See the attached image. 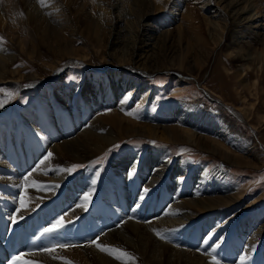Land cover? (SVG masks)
Masks as SVG:
<instances>
[{"label":"rangeland","instance_id":"374dc122","mask_svg":"<svg viewBox=\"0 0 264 264\" xmlns=\"http://www.w3.org/2000/svg\"><path fill=\"white\" fill-rule=\"evenodd\" d=\"M149 1L152 6H148L149 8H140L135 0H0V80H3L0 82V88L2 89H0V152L11 149L13 146L12 143L15 144L13 140L14 134L21 144H23L26 134L29 135L28 137L26 136L28 139L33 137L32 139L36 138V143L39 141L42 142L41 139L46 138L43 134L44 131L47 130L45 126L46 121L51 122V120H53V123H51L48 128L51 132L50 128L55 126L54 123L57 119L67 116V118H69L71 114L70 111H64V109L66 106L69 107V103L73 100V95L77 94L79 92L78 90L86 84L87 86L91 84V81L97 79L100 75L102 77H107L113 73L114 77H111V80L114 81V85H111L109 81L110 87L117 90V87L123 85L122 88H125V80H123V78H127L128 82L126 83L129 85L126 87V90H124V93L135 96L133 98L134 100L132 103H134V106L132 108L139 113L137 114V119L143 122H148L149 119L146 117L147 115L150 117H155V115L160 116L163 112V107L172 103H190L194 105L196 103L199 106L201 105L203 108L202 113L205 114L210 111L215 113L219 110L223 116L222 120L231 123V126L242 134V141L245 143L247 142V146H245V144L242 145V147L246 148V152L235 146L232 147L233 152L239 155H246L247 164H237L233 160H224L215 152H209L194 145L192 143L194 142L193 139H189L191 142L188 140L189 142L182 141V143L165 142L164 140L143 135H125V137L121 139V143H114L110 145V147L101 150V154L98 152L92 155L93 157L90 156L91 158L79 157L80 154H75L74 159L69 158L68 154L72 150V144H66L68 150L65 152L58 150L52 152L44 151L43 158L45 159V157H48L50 160L53 159L56 162H60L63 167V172H68L70 175L78 170L81 171L77 172V175L87 172L88 178L92 181H97V183H95L96 185H93L97 186L102 184V190L97 194L95 203L96 212L92 213L87 220V223L91 224L89 225L93 227V230L89 227L90 231H86L85 226L80 228H74V226L71 227L70 225V227L66 226L70 221L76 223L73 221V217L83 215V213L92 208L89 206L83 213H78L77 216L75 215L69 218L70 221H67L68 219L63 217L61 222L64 226L60 228L62 229L60 232H63L65 237L63 240H60L61 244L59 242L57 247L55 241H53V236L49 233H42L40 235V245L44 246V241L51 242V245L43 248V252L46 251L45 249H50L52 246L53 248H51V250L53 251L71 248L69 256L66 255L71 264H92L93 261H89L86 255L81 253L75 255L72 251L73 248L76 250L79 246H84L83 244L87 243L84 242L85 235L94 240L98 238L97 243H100L102 241L99 240L100 235L112 227L121 226L122 222L126 220V217L135 218V214L138 220L147 218L150 220V218L160 217L161 215H158L155 211L157 212L161 209L163 211L167 210V207H169V196H177V194H175L177 191L173 193L169 191V188L171 187L172 190H174V186H176L177 183L173 185L172 182L169 184L170 187H168L166 180H164V183H161L162 186L160 185V188L154 187L151 194L148 193V190L145 192L143 187L145 185L142 182L139 183L138 181L136 182V180H132L135 178L132 176H135V173H132L129 177L126 176V178L128 177L130 183H134L132 187L133 190L131 189L133 198L124 206V209H122L120 205L109 204L114 197L113 194H116L115 191L113 192L111 189L112 193L109 194V196L105 195L107 193H105L103 186L107 187L105 186L106 183L108 186H111L118 182L116 181L118 176H114L113 174L112 176L114 179L111 181L112 184L106 182V180L111 173H114L113 165L121 160V158L117 156L119 153H128V157L124 158L127 160L125 161L126 169L122 171L128 174L130 165L136 160V157L141 161L148 153L153 152V149H162L165 153L163 154L164 160H167L171 168L173 166V168H176V171L173 173L174 177L182 175L181 173L179 174V172H183L184 166H186L187 170H195L190 178L191 180L187 182V185L192 188H197L198 186L196 185H198V182L196 178L200 174L205 176L208 172L212 174V169H218L222 175L219 177L222 179L221 182H217L216 180L213 186H219L220 184V186L223 185L226 188L225 191L213 190L210 192L211 194H209L220 196L218 200H212L218 203L216 204L218 208L211 211L212 215H210L214 217V224L212 222L208 224L209 221L207 222V219L210 216H208L201 203H184L177 208L188 214L192 212L195 214L197 213L198 219L197 222L190 227H185L183 229L175 227V230L179 234L177 235L176 231H174L179 239L177 238L178 241L173 242L184 246L188 244L190 247L195 244V246H193L194 249H196L195 247L196 245L198 246V244L203 245L200 246L201 248L207 247V252L205 251L204 253V255L210 257L207 264H216L217 261L219 264H241V261H243V264H264V241L263 244L258 246L259 248H252L253 250H248L243 245L244 241L247 242V240H249V233L253 232L251 229L256 231V234L257 232L259 234H264V101L257 103L258 98L254 100V97L250 98L248 93L245 97V103L240 101L243 98L238 91L240 88L238 85L239 79L230 75V72H235L239 66L236 65L237 63L228 57L229 55L227 54L228 50H230L227 48L229 40L231 39L235 43L236 41L234 40H236L237 34L235 35L232 31L229 33L231 23L226 22L224 24L225 20L220 16L223 9L225 13L229 11L230 14H233L235 11L234 9L238 7V10H241L240 13H242L239 17L240 20H238L239 23H242L240 25L250 26V30L246 29L247 35L252 36L254 29L258 27L259 29L256 31L257 36L258 38H262L264 37V0H254L255 4L253 9H250L251 6H249V9L246 8V6L244 9L240 7L244 5V2H241L242 0H174L178 6V9L175 10L176 14L173 12V14H171V12L169 13V8L163 7L164 5L162 4L165 2L168 4L170 2L168 0H165V2L164 0H158L161 1L160 3L164 2L162 4L157 2L161 6L158 9L154 7L157 5L154 3L156 0L152 2L151 0ZM230 8H234L233 11H230ZM142 9L145 12L148 11V9L152 10V17L149 19L152 22L150 29L151 34L146 33L145 35H140L141 37L137 41V51L142 53V55H146L143 58L144 61H142L147 64H152L154 61L151 59L150 61L146 60L150 53L155 55L156 51L161 52L163 57H165L164 62L161 64H157L156 62L157 66H155L160 69H144L142 64L140 65L134 60L128 61L127 59L128 62L123 61L125 64L122 62L121 65H119L118 62L120 61L119 56L122 53L121 47L125 45L131 47L133 44V38L131 39L130 37L132 32L135 33V31L139 29L140 23H145L140 20L141 16H139L140 12L143 11ZM256 9L258 13H252L256 11ZM248 13L250 16H248ZM243 15H247L249 19H241ZM212 20L218 22L216 30L212 27ZM260 22L261 25L258 24ZM221 26H223L222 30ZM178 27L180 28V32L177 34ZM239 27L240 26H236L234 28L236 29ZM93 29H95L98 34L93 35ZM117 29H120L119 37L122 36L119 40L121 41L123 39V42L121 41L111 49L110 42L113 31ZM125 29L129 32L131 31V33L125 35ZM220 30L223 36L218 42L216 38H218L217 33L220 32ZM90 32L92 34L91 36ZM165 34L170 35V38L166 39L167 42L165 41L163 46L155 45L153 48L154 43H147L152 40L155 42L158 40L162 41L163 37L166 36ZM152 35H154L155 38L152 39ZM202 38L208 41L206 45L201 47L199 43ZM250 38L251 37H239L238 39L246 41V39L250 40ZM193 44H197L194 49H192ZM159 45H161V43H159ZM250 45L251 49H261L256 41L253 43L251 42ZM195 49L201 50L203 53V58L200 60L202 66L199 68L194 65L192 61ZM187 52L188 57L184 60V64L187 67L193 66L191 69L193 71L192 73L185 69L178 68L177 66L173 68L168 67L167 64L174 62L180 54L184 55ZM190 54L192 55L190 56ZM252 66L253 65H251V67ZM227 68L230 72L226 70ZM57 70H61L60 73L54 74ZM33 76H35V78L30 81L29 77ZM258 76L261 77L262 75L252 70L246 78V81L252 83L255 78L258 79ZM9 78L15 80L16 84H19L21 87L15 99L13 98L14 91L11 90L15 83L13 80L9 82V80H7ZM180 81L183 86L177 88ZM55 82L61 86L60 88L57 87L58 89H56V91L52 86V83ZM6 83H9L10 86ZM131 85L132 88H129ZM91 87L92 85L90 88ZM61 88H65V90L69 88L73 91L69 97H62V100H64L63 103H61L62 100L60 97H54L52 99V95L56 94L57 91L58 93L63 91ZM147 88H149L150 91L147 92ZM133 89L135 93H131ZM48 92L51 94H47ZM220 94L223 98L225 97V99H222ZM40 95H45V97L49 98L48 103L44 104L45 109H47L45 111ZM112 101L110 106L118 103L117 99H112ZM253 101H255L254 104L256 108H253L251 112L246 114L240 110L235 112V108L247 107V104L253 103ZM90 103L88 104L87 97L81 95L76 101L71 103V108L73 109H70L76 112L77 117L80 114L82 115V125L87 127L90 126L88 124L90 122L89 120L95 117V112L99 109L93 110L95 104L92 102ZM29 105L31 107H29ZM102 105L105 109V105ZM26 106L30 108V111H32V109H37V117L43 116L42 125L39 126V128L36 123L31 125L25 123L26 120L22 119L21 110H24ZM82 106H89L92 111L87 112ZM54 108L58 109L55 110ZM83 113L86 116H84ZM152 121L149 120V122ZM163 123L174 124L177 123V121L175 119H167ZM56 126L55 128H58V126L59 128L61 127V125ZM67 127L68 125L66 128ZM66 128L64 127V130H66ZM82 128L81 126L79 130ZM22 130L24 133L21 132ZM38 130H42L41 133L43 136L39 135ZM79 130L74 131L73 129L74 132L72 131L69 133L71 134L70 137H74L75 133ZM95 130L101 133L100 129L96 127L93 131ZM197 132L198 134L205 133L201 129H198ZM54 137L55 136L52 138ZM61 139L59 138L57 140ZM114 140H116V138H114ZM49 153L52 154L51 157L48 156ZM254 154L257 155V157L254 158ZM5 156L6 159L8 156L15 158L14 152L11 151L8 155L5 154ZM5 158L2 160L3 162H6ZM74 165L79 167L73 168ZM180 168H182V170ZM66 169L69 171H66ZM135 171L137 174L139 171L138 167ZM6 174L8 175L7 177L13 176L9 173L0 171L1 176H5ZM166 176H168V174ZM122 191H124V189H122ZM164 191L166 193H164ZM20 194L21 192H19L18 196H20ZM118 195L120 194L117 193L116 196ZM141 197H143L144 200L141 199ZM227 198H231L232 202L229 201L225 203L221 201H225ZM172 199L175 198L173 197ZM201 199L202 198L199 197L198 202H201ZM148 200L150 202H148ZM69 201L71 200L69 199ZM184 201L185 199L179 200L178 203L181 205ZM195 201L197 200L192 202ZM157 202L159 203L157 204ZM149 203L156 204L154 211H152V207L148 209ZM109 205H111L112 208H110ZM74 209L76 210V208H71V211H75ZM172 209L174 211L170 212V218L176 219L178 214L174 209V205ZM102 212H106V218L104 220L101 219ZM86 217L85 215L83 220H85ZM107 219H110L111 222L104 225L103 222ZM58 220H60V218L54 219V222ZM215 220H217V222ZM222 221H227L226 226H222L217 233L214 231L213 234L211 231V228H214L213 225H219V223H223ZM44 224L46 225V223ZM242 225H254V227L247 229L239 241L235 229L236 226ZM40 226L43 227V225ZM66 227L70 229H65ZM140 230L142 233L148 232V234H151L155 239L157 238L160 243L166 241L165 238H158L152 228L148 230L141 227ZM210 235L212 238H208ZM72 236L74 237L72 238ZM73 239H75L77 243H73ZM92 239L90 241L93 243ZM3 243H0V245L2 246ZM214 243L217 244V246L212 247ZM221 243H225L226 245L222 247ZM177 250L184 251L179 247ZM249 251L252 252V256L254 257H251L252 260L250 257H247ZM22 255L23 253L21 256ZM127 256L132 260L135 257L133 253H128ZM163 260L164 259L161 261L163 262Z\"/></svg>","mask_w":264,"mask_h":264},{"label":"bare ground","instance_id":"6f19581e","mask_svg":"<svg viewBox=\"0 0 264 264\" xmlns=\"http://www.w3.org/2000/svg\"><path fill=\"white\" fill-rule=\"evenodd\" d=\"M135 1L137 2L140 8H143V7L149 8L148 6L151 5L149 0H135ZM152 1L153 0H151V2ZM168 1H170L168 4H166L165 0H164L165 3L162 2L164 3L162 4L160 3L161 1L156 0L154 1V3L157 5L156 6L153 5V6L156 9L160 8L161 6L157 3L159 2L160 4L164 5L163 7L169 8V13L171 12V14L173 13L176 14L175 10L178 9V6L174 2V0H168ZM241 2H244V5L240 6L243 9L245 6L248 9H249V6H251L250 9H253L254 4H255L254 0H242ZM233 9L230 8V11H233ZM257 9L256 11L252 13L254 14L258 13ZM234 10L235 11L233 14H230L229 11L225 13L224 9L220 13V16H222V18L225 20L224 24L226 22L231 23L230 26L232 28L230 27L229 33L232 31V33H235V35L237 34V38L236 40H234L236 41L235 43L231 39H230L231 41L229 40L227 48L230 50H228L227 54L229 55L228 57L233 59L237 63L236 65H238L239 67L235 72L234 71L230 72L228 68L226 70L230 72V75H232L234 78L237 77L239 79L238 85L240 86V88L238 89V91L240 92V96L243 98L240 101L245 103V97L248 93L250 98L254 97V100L258 98L257 103H261L264 101V94H263L264 92V82H263V79H264V37L258 38L257 32H256L259 29L258 27L254 29V33L252 36L247 35L246 29H249L250 26L240 25L242 23H239L238 20H240L239 17L242 15V13H240L241 10L239 11L238 7H236V9ZM151 14H152V10H149V9L146 12L144 10L140 12L139 14V16H141L140 20L145 23H140V27H138L139 29L135 31V33L132 32L130 37L131 39L133 38V44L131 45V47H128V45L121 47L122 53L119 56V60H120L118 61L119 65H121L123 61L128 62V61L134 60L135 62H138V64L140 65L142 64L144 69H147V70L160 69L159 67L157 68L155 66H157L156 62L157 64L158 63L161 64L164 62L165 57H163V54L161 52L156 51L157 50L156 49L155 55H153V53H150L147 59L146 58L145 59L147 61H150V59L154 61L152 64H149V63L147 64L146 62H143L144 61L143 58L146 55H142V53L137 51V41L141 37L140 35H145L146 33L151 34L150 29H151L152 22L149 20L152 17ZM248 16H250V14ZM248 16L243 15L241 19L247 18L248 20L249 19ZM146 21H149V22H146ZM162 21H163V18H162ZM217 24L218 22H215L212 20L213 29L216 30ZM258 24L261 25V22ZM236 26H240V27L235 29L234 27ZM222 28L223 26H221V30ZM93 30H94L93 35L98 34L96 33L95 29ZM177 30H178L177 31V34H178V32H180V28L178 27ZM221 30L220 32L217 33L218 36L215 34L218 37L216 38L218 39V42L223 36V33L221 32ZM129 33H131V31L129 32L127 29L124 30L125 35ZM119 34H120V29L113 31L112 39L110 42L111 49H113L115 45L120 43L121 41L123 42V39L121 41L119 40L122 37V36L119 37ZM91 35L92 34L90 32V36ZM165 35L166 36L163 37L164 41L158 40L155 42L152 40L147 43H150V44L154 43L153 48L155 47V45L163 46L166 39L170 38V35L168 34H165ZM239 37H246V38L251 37L250 38L251 41L249 39H246V41L242 39H238ZM153 38H155L154 35H152V39ZM233 38H234V35H233ZM207 41L208 40H205L202 38L199 44H201V47H202L206 45ZM254 41H256V43L260 45L261 49L256 50L257 49L256 47H255L256 49L254 48L251 49L250 43L251 42L253 43ZM159 43H161V45H159ZM196 45L193 44L192 49L196 48ZM187 54L188 52L185 53L184 55L180 54L176 60L174 59L175 60L174 62L167 64L168 67L173 68L174 66H177L178 68L185 69L192 73L193 71L191 69L193 66L187 67L184 64V60L187 59L188 57ZM191 55L192 54H190V56ZM202 58H203V53L201 52V50L195 49V51L193 52L192 61L194 65H196L198 68L202 66V63L200 61ZM125 62H123V64H125ZM251 65L253 66L251 67ZM252 70H254V72L256 73H260L262 76L261 77L258 76V79L255 78L251 83V82H247L246 78L249 76V73H251ZM60 71L57 70L56 72H54V74L60 73ZM111 77H114L113 73L112 75L110 76L108 75L107 77L106 76L102 77L100 75L98 76V78L96 77L98 80L93 79V81H91V84H88L89 88L86 84L84 87L78 90L79 92L77 94L73 95V100L69 103L70 104L69 107L66 106L64 109V111L65 110L70 111L71 114L69 118H67L68 117L67 116L65 118L61 117L60 119H57L54 124L55 126L61 125V127L59 128L58 126V128H55V126H52L51 132L48 129L46 130L47 132L44 131L43 134L44 136H46V138L41 139L42 144L37 145L36 143H33L37 145L40 151L38 150V148L37 149L26 148L25 145L30 144L27 142L24 143L25 145L23 146H21L19 143H17L14 146V154H18V156L20 157L19 159L21 160L23 164L22 166L24 168L22 169L23 171L19 173V175L17 172L15 175L9 176V177L0 175V181H2V184L5 183L6 187H10V186L12 187L8 189V188L0 186V190H1L0 191V243L4 242L2 246L0 245V258L6 260L4 264H71L70 260L67 257L69 256L71 248L64 249L61 251H53L51 250V248H53L52 246L50 247V249H47L46 251L43 252L44 250L43 248L45 246L51 245V242L49 241H44L45 242L44 246L40 245V241L38 239L40 236V232L41 230L48 228L46 227L47 225L44 226L43 223H48L50 219L52 218V216L54 215L61 216L63 213L64 214L62 216L65 219H68L67 221H70L69 218H72L75 215L77 216L78 213H81V212L83 213L84 212L83 210L87 209L88 205L91 204L90 202H92L93 199L95 198L96 196L95 192L98 188H101L102 190V184L95 186L96 185L95 183H97V181H92L90 178H88L87 172L85 174L81 173L80 175H70L68 174V172H63L62 170L63 167L60 162H56L53 159L50 160L48 157H45V159L43 158L42 154L44 153V151L52 152V151L58 150V151L65 152L66 150H68L66 147V144H72V150L68 154L69 158L74 159L75 154L77 155L80 154L79 157H82V158H85V157L91 158L93 157L92 155H95L98 152L99 154H101L102 153L101 150L110 147V145L114 143H121V139H123L125 135L126 136L143 135L146 137L164 140L165 142L171 141V142L182 143V141H188L189 139L191 140L193 139L194 142L192 143L194 145H197L200 148L207 150L209 152L211 151L215 152L216 154L221 156L224 160H227V161L233 160L237 164H242V163L247 164V159L245 157L246 155L244 154L239 155L233 152V149H232V147L235 146L238 149H242V151L246 152L247 151L246 148L242 147V145L245 144V146H247L246 145L247 142L245 143L242 141V137H241L242 134H240L237 131V129L231 126V123H228L222 120L223 116L219 110L218 112H215V113H213V111H210L205 114V113H202L203 108L201 107V105L199 106L196 103L195 105L190 104V103L189 104H181V103L173 104L172 103V104H169L163 107V112L160 114V116L155 115V117H150L147 115L146 117L151 121L153 120L152 122H149V120L148 122H143L142 120L137 119L138 117L137 114L139 113L136 112V110L132 108L134 106L133 105L134 103L132 102L135 96L129 93L127 94L124 93V90H126V87H128L129 85L128 83H126L128 82L127 78L126 77L125 79L123 78L126 84V85L124 84L125 88H122L123 87L122 85V86L117 87V90H114L110 87V84L114 85V81L111 80ZM34 78L35 76L29 77V80L31 81ZM7 80L11 82V80L13 79L9 78ZM2 81L3 80H0V82ZM13 81L15 84L12 86L13 89L11 90L14 91L13 98L15 99L16 95H18L19 91L21 90V87L19 84H16L15 80ZM109 81H110V84H109ZM6 84L10 86L9 83H6ZM91 85L92 87L90 88ZM52 86L54 87L55 91L56 89H58L57 87L59 88L61 87L56 82L52 83ZM182 86H183L182 82L180 81L178 83L177 88H180ZM106 87L107 88L109 87V88L107 89ZM129 88H132V85ZM54 89H53V92H54ZM61 90L63 91H60L59 93L57 91L56 94L52 95V99L54 97H60V99L62 100V97L64 98L66 96L69 97V95L73 93L72 89L70 90L69 88H66V90L65 88L64 89L61 88ZM148 91H150L149 88H147V92ZM49 93L50 92H48L47 94ZM131 93H135V90L133 89ZM81 95H83L84 97H87L88 104L90 102L95 104V106L93 105L94 106L93 110L99 108L95 112L96 113L95 117L89 120L90 121L88 123L90 125L89 127L82 125V119L80 116L81 114L78 115L77 117L76 112L74 110H70V109H73L71 108V103L76 101L78 97ZM220 96L222 97V99H225V97L223 98L221 94ZM40 97H41V101L43 103V108L45 111L47 109H45L44 104L48 103L49 98L45 97V95H40ZM112 99L113 100L117 99L118 103H116V105L112 104V106H110ZM63 101L64 100H62L61 103H63ZM254 103L255 101H253V103H248L247 107L244 106V107L235 108V112H238L239 110L243 112L244 114L251 112L253 108H256V105ZM102 104L105 105L106 107L105 109L103 108L104 106ZM29 107L31 106L29 105ZM29 107L26 106L24 110H21V117L22 119L26 120L25 123H28L31 125L36 123V125H38V128H39V126L42 125L43 116L37 117L36 116L38 113L37 109L36 110L32 109V111H30ZM82 108L87 110V112L92 111L89 106H82ZM167 119H175L177 123H174V124L173 123H167V124L163 123ZM51 123H53V120H51V122L46 121L45 126L49 128ZM67 125L68 127L66 128ZM81 126L83 128L79 130ZM64 127L67 130H69V131L66 130L67 131L66 135L63 134ZM95 127L97 129H100L101 133H98L96 130L93 131ZM73 129L74 131L76 130H79V131L75 133L74 137H70L71 134L69 133H71ZM198 129L203 130L205 133L198 134L197 132ZM38 131H39V135L43 136L41 133L42 130H38ZM21 132H23V130ZM53 132L55 133L54 135L55 137L51 139V135L53 134ZM27 137H25L26 138L25 141H31V139H28ZM113 137L116 138V140H114ZM59 138L60 139L62 138V139L57 140ZM2 154L3 153L0 152V162H1L0 165H3L5 163V166L3 167V169L6 172H13L14 167L9 162L2 161L4 159V156ZM163 154L165 153L162 149H153V152L148 153L145 157L141 159V161L139 160V158L136 157V160H134L132 164L130 163L131 171L128 169L129 172L127 174L122 171L126 169L125 161L127 160L124 158L128 157V153L126 154L119 153L117 156L121 158V160H119L115 165H113L114 173H111V175L108 176V179L106 180V182L111 183V181H113L114 179V177L112 176L113 174L114 176H118L116 180L118 182L111 186H108L106 183L105 186L107 187L103 186V189L105 193H107L105 194L107 196H109V194L112 193V190L113 192L115 190L119 191L117 193L120 195L116 196L113 194L114 197L111 199V202H110V204L113 205L119 201L120 197L124 199V195L128 193L127 189L122 191L123 189L122 186H125V183L128 182V177L132 173H135V176L132 175L133 177H135L132 180H136V182L138 181L139 183L142 182L145 185L143 186L144 189H147L148 193H151L154 190V187L158 188L161 185V183H164L163 182L164 180H166V184L168 185V187H170L169 184L172 182H173V185L174 183L175 184L177 183L176 186H174V190H172L171 187L169 188V191L173 193L177 191V193H175L177 194V196H172V195L171 197L169 196V200H168L169 207H167V210L163 211L161 209L157 212L155 211V213L161 216L150 218V220L148 218H147L148 220L147 219L138 220L135 214V218L126 217V220L122 222L121 226L112 227L111 229L106 230L99 237V240H102L101 242L104 243L102 244L100 242V244L105 246L106 248V250L104 251H101L100 248H98L95 243H92L90 241L92 238H89L87 237V235H85L84 242H87V243H84V244L82 243L84 246H79L76 250L73 248L72 251L75 255H78L79 253L86 255L89 261H93L92 264H207V261L210 259L208 255H204L205 251L207 252L206 250L207 247L201 248L200 246L202 244L200 245L198 244V246L196 245L195 247L196 249H194L193 246H195V244L190 247L188 246V244L184 246V245L175 244L176 242L175 243L173 242V241H178L177 238L179 239V237L176 236L177 231L175 230V227H177L178 229L190 227L192 224L196 223L198 219L197 213L195 214L194 212H192L188 214L187 212L185 211L183 212L181 211V209L178 210L177 208H179V206H182L184 203L185 204L186 203H195V204L201 203L204 210H206V213L208 214V216L212 215L211 211L218 208L216 206V204L218 203L212 200L214 199L218 200L220 196H214L215 194L209 195L211 194L210 192H212L213 190L214 191H218V190L225 191L226 189L223 185L220 186V184L219 186L218 185L215 187L213 186V184L216 183V180L217 182H221L222 178L219 177L221 175V172L218 169H212L211 171L212 174H209V172L206 173V175H211V176H206V175L202 176L200 174L197 178L195 177L197 179L196 181L198 182V185L196 186L198 187L192 188L191 186L187 185V182L191 180L190 178L192 177V174L195 172V170L194 171L187 170L186 166H184L183 172H179V174L181 173L182 175L174 177L173 173L174 171H176L175 170L176 168H173L174 167L173 166L172 167L173 170H172L171 165L167 162V160L166 161L164 160ZM63 157H66V156H63ZM255 157H257V155L254 154V158ZM28 162H30V164H28ZM137 167L139 171L136 174L135 170ZM180 169L182 170V168ZM22 174H24V176H22ZM167 174L168 176H166ZM126 176L128 177L126 178ZM133 184L134 183H131L132 186ZM19 192H21L20 196H18ZM164 193L166 192L164 191ZM85 194H91L90 200L85 201L84 199ZM173 197L175 199H172ZM199 197L202 198L201 202H198ZM69 199L71 200V202L69 201ZM128 199H132V197L127 196L126 200ZM184 199L185 201L180 205L178 203L179 200H184ZM194 200H197V201L192 202ZM221 201L225 203L229 201L232 202L231 198H227V200L225 201L221 200ZM148 202L150 201L148 200ZM158 203L159 202H157V204ZM172 204L174 205V209L176 210L178 214V217L176 219L170 218V214H171L170 212L174 211L172 209L173 207ZM78 205H83V207H79ZM71 208H76V210L74 209L75 211H71ZM152 209L154 210V204L152 205ZM74 220L79 221L78 219H74ZM213 220H214V217L210 216L207 219V222L209 221L208 224L210 222L213 223ZM215 221L217 222V220ZM222 222H223L221 223L222 225L220 223L219 225L217 224L218 227L217 225H213L214 228H211V231L213 232V234H214V231L215 233H217V231L220 230L222 226H226L227 221L225 222L222 221ZM40 225H43V227ZM80 226L82 227L85 226L87 228L88 224L87 223L85 224V222H83V223H80ZM141 227H144L148 230H151L152 228L155 235L157 234L158 238H165L166 241L160 243L157 240V238L155 239L151 234H148V232L142 233L140 230ZM252 227H254V225L236 226L235 231L237 232L236 235L239 237V241L241 240L242 236L245 234L246 230ZM174 230L176 231V233ZM251 231L253 232L249 233V236H248L249 240H247V242L245 241L243 242L244 247L248 250H253L252 248L254 249L259 248L258 246H260V244H263V241H264L263 233L259 234L257 232L256 234V231L252 229ZM178 234L179 233H177V235ZM52 236H53V241H55L56 247L58 246V243L60 242V240L64 239L65 237L63 232H55L52 234ZM73 237L74 236H72V238ZM210 237L211 235L208 238ZM75 239H73V241L74 243H77ZM92 240L94 241V239ZM224 245L226 244L221 243L222 247ZM215 246H217V244L214 243L212 247H215ZM178 247L182 248L184 251L177 250ZM116 249L122 250L123 253H127V254L133 253L135 257L132 260L127 255L126 256L121 255V253L117 252ZM12 252H13V255L9 257V255ZM22 253L23 255L21 256ZM19 254H20V257H19ZM117 256H120V258L117 259L116 258ZM247 257L248 258L250 257V259L251 257L254 258L252 256L251 251L248 252ZM162 259H164L163 262L161 261Z\"/></svg>","mask_w":264,"mask_h":264},{"label":"snow or ice","instance_id":"6c2138e0","mask_svg":"<svg viewBox=\"0 0 264 264\" xmlns=\"http://www.w3.org/2000/svg\"><path fill=\"white\" fill-rule=\"evenodd\" d=\"M51 155H52L51 153L48 154L49 157H51ZM46 159H47V158H46ZM76 167H79V166H77V165H74V166H73V168H76ZM66 171H69V170L66 169ZM130 175H131V174H130ZM145 192H147V189H145ZM90 198H91V194H85V197H84L85 201L90 200ZM141 199H143V197H141ZM78 206H79V207H83V205H78ZM21 218H22V217H21ZM63 226H64L63 223H62L61 221L58 220V221H57L55 224H53L50 228H46L44 231H45V233H54V232H56L58 229L62 228ZM97 240H98V238H97ZM97 240H94L93 243H95L96 246H97L98 248H100L101 251L106 250L105 246L101 245L100 243H97ZM61 247H63V246H61ZM45 250H47V249H45ZM116 251H117V252H120L121 255H125V256L127 255V253H123L122 250L116 249ZM116 258L119 259L120 256H117ZM216 264H219V262L217 261ZM241 264H243V261H241Z\"/></svg>","mask_w":264,"mask_h":264}]
</instances>
